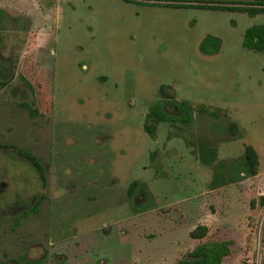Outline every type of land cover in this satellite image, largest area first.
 I'll use <instances>...</instances> for the list:
<instances>
[{
    "label": "rangeland",
    "instance_id": "obj_1",
    "mask_svg": "<svg viewBox=\"0 0 264 264\" xmlns=\"http://www.w3.org/2000/svg\"><path fill=\"white\" fill-rule=\"evenodd\" d=\"M145 2L0 0V264H172L213 240L233 243L223 264H264V52L243 47L264 14ZM208 34L217 55L199 50ZM162 85L194 121L152 138ZM202 141L217 161H201ZM245 145L258 174L215 187ZM134 181L152 201L141 189L133 205Z\"/></svg>",
    "mask_w": 264,
    "mask_h": 264
},
{
    "label": "trees",
    "instance_id": "obj_2",
    "mask_svg": "<svg viewBox=\"0 0 264 264\" xmlns=\"http://www.w3.org/2000/svg\"><path fill=\"white\" fill-rule=\"evenodd\" d=\"M128 1V0H127ZM147 1V0H145ZM236 4L235 7L229 5L220 7L221 10H234L243 11L250 16L258 14H264V0H251L246 2L228 3ZM3 11L0 10V17ZM243 47L257 53L264 52V25H256L248 28L244 35ZM222 40L218 37L208 35L205 37L199 45V50L202 54L207 56H214L221 52ZM173 88L169 85H162L159 89L160 99L150 109L149 114L146 117L144 124V130L152 138L156 137L158 125L161 123H181L183 125L191 124L194 121L193 107L188 101H178L175 98V94L172 92ZM172 102V103H170ZM32 114L36 112L30 108L29 105H25ZM171 106L175 109L176 113L173 114L168 111ZM236 127V125H233ZM237 129V127H236ZM232 130L234 135H237V131ZM22 157L30 160L39 169L41 168L36 157L27 151L19 150ZM199 156L203 163L211 164L217 161L216 151L211 150L205 141H202L199 145ZM259 155L255 148L251 145H245L244 157L239 167L240 172L238 176L231 177L232 179L227 181L215 180L213 185L215 187L224 186L228 183H238L245 180L248 177H253L258 174ZM217 182V183H216ZM144 189L146 194L150 196L152 201V195L149 187L146 184L134 181L128 188V194L134 205V201L138 192ZM148 208L149 205H145ZM209 234V228L204 225L198 226L194 229L190 236L195 240H203ZM232 241L230 240H213L202 242L196 246L186 257L172 264H223L225 258L229 257L232 253Z\"/></svg>",
    "mask_w": 264,
    "mask_h": 264
},
{
    "label": "crops",
    "instance_id": "obj_3",
    "mask_svg": "<svg viewBox=\"0 0 264 264\" xmlns=\"http://www.w3.org/2000/svg\"><path fill=\"white\" fill-rule=\"evenodd\" d=\"M246 1H251V0H147L145 3L148 4L150 8H153V9L177 12L178 13L177 16L180 17V16H183V14H181L182 12H193V11L194 12H198V11L199 12L200 11L236 12L234 10H221L220 7H223L226 5L227 6L229 5L230 7H235L236 4L233 5V4H228V3H238V2H246ZM191 22H186L185 25L189 28L191 27V24H192ZM208 35L218 37V36H215V34L214 35L208 34ZM208 35H206L205 37H207Z\"/></svg>",
    "mask_w": 264,
    "mask_h": 264
},
{
    "label": "flooded vegetation",
    "instance_id": "obj_4",
    "mask_svg": "<svg viewBox=\"0 0 264 264\" xmlns=\"http://www.w3.org/2000/svg\"><path fill=\"white\" fill-rule=\"evenodd\" d=\"M26 159V158H25ZM30 161V160H29ZM31 162V161H30ZM35 165V164H34ZM40 165V164H39ZM36 166V165H35ZM37 167V166H36ZM40 167H41V165H40ZM38 168V167H37ZM39 169V168H38ZM39 170H42V168H40ZM47 198V197H46ZM35 213H37L38 212V210H37V208L35 207L34 208V210H33ZM29 214V212L28 211H25L24 212V215H28ZM29 264H42V263H40V261H37V262H32V263H29Z\"/></svg>",
    "mask_w": 264,
    "mask_h": 264
}]
</instances>
